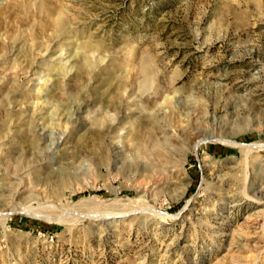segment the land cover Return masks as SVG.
<instances>
[{"label":"rangeland","instance_id":"rangeland-1","mask_svg":"<svg viewBox=\"0 0 264 264\" xmlns=\"http://www.w3.org/2000/svg\"><path fill=\"white\" fill-rule=\"evenodd\" d=\"M58 13L71 32L53 30ZM74 38L100 44L78 73ZM50 41L65 54L34 66L50 80L12 63L11 46L38 63ZM0 56V105L25 111L19 147L58 139L60 154L39 174L44 214L12 211L0 228V264H264V0H0ZM115 208L129 214L90 215Z\"/></svg>","mask_w":264,"mask_h":264},{"label":"bare ground","instance_id":"bare-ground-1","mask_svg":"<svg viewBox=\"0 0 264 264\" xmlns=\"http://www.w3.org/2000/svg\"><path fill=\"white\" fill-rule=\"evenodd\" d=\"M63 12V10L61 11ZM64 14H61V13H58V15L54 18V20L52 21L51 25H52V28L55 32H65V31H69L71 32L70 30V26L67 27L66 26V21H65V16L63 17ZM55 16V15H54ZM50 26V25H48ZM47 27V26H46ZM75 30H77V28L74 27ZM78 31V30H77ZM75 31V32H77ZM57 34V33H56ZM55 34V35H56ZM63 34V33H62ZM66 36V34H64ZM69 35V34H68ZM71 35V34H70ZM73 35V34H72ZM81 35V34H80ZM62 36V35H61ZM77 36V35H76ZM70 37V36H69ZM68 37V38H69ZM75 37V36H74ZM81 37V36H80ZM59 38V36H58ZM71 38H73L71 36ZM66 39V38H65ZM64 39V40H65ZM75 39V38H74ZM76 39H79L78 37H76ZM75 41H71L72 42V45L71 47H74V51L72 52V54L75 52V54H77L76 52L79 50L81 53V57L83 59V63H81L78 68H77V73L80 72V71H84L86 66L90 63L91 59L89 60L88 59V51H93V50H96L99 48V43H91L90 41L88 42V40H76ZM61 40V39H60ZM52 41V40H51ZM48 42L46 44V47H45V50H44V53H54L55 52V56H52L50 54H47V55H44L42 56V59L40 62H36V61H32L30 57V53L29 54H24L23 57L21 59H19L20 57V54L22 55V51L19 50L20 48L17 47L18 49H15L16 47H13L11 46L10 47V53L13 55V61L12 63H16V64H22V67H25V69H27V73H31L32 77H35L38 75V71L34 68V66H38V65H43L42 67L44 66H48L47 64H50L53 62H55V60L62 56L63 54H65L64 52H62L63 50L61 48H58V46L56 47L55 46V43H52V42ZM54 41V40H53ZM59 41V40H58ZM63 41V40H62ZM60 42V41H59ZM58 42V43H59ZM68 42V40H67ZM66 42V43H67ZM69 42H70V39H69ZM24 44V43H23ZM57 44V43H56ZM61 47L60 44H57ZM63 46V45H62ZM68 46V45H67ZM22 47V46H20ZM26 47V46H24ZM27 48V47H26ZM63 48V47H62ZM25 49V48H24ZM31 49V48H30ZM26 50H29V49H26ZM8 51V50H7ZM21 51V53L19 54V52ZM30 51V50H29ZM65 51V50H64ZM94 52V51H93ZM69 54V53H68ZM90 54V53H89ZM91 55V54H90ZM73 55H70L69 54V58H71ZM92 56V55H91ZM12 57V56H11ZM81 57H78V58H81ZM93 57V56H92ZM68 58V59H69ZM90 58V57H89ZM2 59L1 56H0V67L1 64H2ZM67 59V60H68ZM75 59V58H74ZM10 60V59H9ZM71 61V60H69ZM77 61V60H76ZM81 61V60H80ZM7 62V61H6ZM65 62V61H64ZM11 63V62H10ZM80 63V62H79ZM92 63V62H91ZM9 64V63H8ZM56 64V63H54ZM76 63H72V64H69V67L65 68V71L64 73L66 72H70V70L72 69V67L75 66ZM4 65V64H3ZM12 65V64H11ZM65 65V63H64ZM63 65V66H64ZM68 65V64H67ZM91 65V64H90ZM13 66V65H12ZM61 67V69H63L64 67ZM11 67V66H10ZM77 67V66H75ZM13 68V67H12ZM48 68V67H47ZM88 68V67H87ZM11 69V68H10ZM16 69V68H15ZM60 69V70H61ZM2 70V69H1ZM75 70V68H74ZM146 69H144L145 71ZM76 71V70H75ZM147 71V70H146ZM74 72V71H72ZM3 73V72H2ZM6 73V72H5ZM4 73V74H5ZM82 73V72H81ZM71 74V72H70ZM7 75V74H6ZM60 75V73H59ZM66 75V74H65ZM64 76V75H63ZM61 76V77H63ZM75 76V74H74ZM73 76V77H74ZM78 76V75H76ZM148 76V75H147ZM39 78V80L41 82H46L48 80H50V78L44 76L43 75H40V76H37ZM2 78H4L2 76ZM37 78V79H38ZM56 78V77H55ZM147 78V77H146ZM33 80V79H32ZM63 80V78L61 79ZM38 82V81H37ZM40 82V83H41ZM60 82V81H59ZM63 82V81H62ZM2 83V82H1ZM66 83V82H65ZM57 85V84H56ZM23 86V85H22ZM37 87L33 88L32 90H36ZM54 88V87H53ZM24 90V89H23ZM12 92V91H11ZM22 92V91H21ZM48 92V91H47ZM16 93V92H15ZM13 94V93H12ZM22 94V93H21ZM24 94V93H23ZM22 94V95H23ZM14 98V97H13ZM31 100V99H30ZM47 100V99H46ZM21 103L19 102V105L22 104L25 100H20ZM37 101V100H36ZM1 102V101H0ZM26 102V101H25ZM44 102V101H43ZM49 102V101H48ZM46 104V103H45ZM16 105V103L14 104V100L9 96L7 99H6V102L4 104H1L0 107H1V110H0V114L3 112V114L5 116H7V119L5 117L6 120H3V122L1 123V126H4V127H0V132L2 131L3 133L0 134V139L2 138V140H0V200L4 201L5 204H8L10 203V205H4L5 207H3L2 209L0 208V228L2 229L3 232L6 231L7 229V218L9 217L8 214L12 211H21V212H24L26 214H29V215H36V214H44V211L43 209L41 208V205L42 203H37V205H32L33 200H34V197L36 196V192L37 191L39 194H40V190L43 188L40 189L41 187V184L43 183H40L39 181V174H41V172H45V170L49 167L53 168V164L56 162L55 158L57 155H60L58 154L59 152V149H55V144L59 141L58 139H55L53 142H50V143H47V144H44L42 147H41V155H36V154H33L31 157L28 156L26 153L27 151L25 149H21L18 145V141L16 140L17 138H19V133L16 129L15 126H17V122H15L14 120V116L13 115H17L18 118H20V116H22V112L24 114L25 111L23 110H17V111H12V108ZM18 105V106H19ZM33 105V104H32ZM77 105V104H76ZM21 106V105H20ZM19 106V107H20ZM22 106H24V104H22ZM39 106V105H38ZM42 106V105H41ZM45 106V105H44ZM52 106V105H51ZM50 106V107H51ZM54 107V106H53ZM76 107V106H75ZM25 108V107H23ZM39 107H37L36 104H34L31 109H30V119L33 120V122H35L34 120H38L39 123H38V127H27L26 131L29 132L25 135H29L31 134V137L29 139V144H28V148L29 149H32V148H39L40 149V144L43 143L46 139H47V134L44 132L46 127H44V121H45V114H41L40 110L41 109H38ZM14 109V108H13ZM16 109V108H15ZM27 109V108H26ZM54 109V108H53ZM60 109V108H59ZM78 109V108H77ZM52 110V109H51ZM81 110H82V107H81ZM42 111V110H41ZM14 112V113H13ZM53 112V110L51 111ZM49 112V113H51ZM28 113V112H27ZM71 113V112H70ZM78 114V112H76ZM38 114H41V115H38ZM48 114V113H46ZM29 115V113H28ZM35 115H38L35 119ZM49 115V114H48ZM79 115V114H78ZM47 116V115H46ZM70 116V115H69ZM82 117V116H81ZM17 118V120H18ZM29 118V117H28ZM48 118H51V116H47V119ZM83 118V117H82ZM80 118V119H82ZM86 118V117H84ZM22 118H20L21 120ZM28 120L29 122L31 120ZM16 120V121H17ZM84 121V120H83ZM28 122V123H29ZM32 122V121H31ZM32 122V123H33ZM75 122V121H74ZM80 123V122H78ZM30 124V123H29ZM36 124V123H35ZM76 124V123H75ZM81 124V123H80ZM14 126V127H13ZM47 126V125H45ZM111 126V125H110ZM114 126V125H113ZM124 127V126H123ZM3 128V129H2ZM48 128V127H47ZM69 128V127H68ZM112 128V127H111ZM72 129V128H71ZM66 132V131H65ZM196 132V131H195ZM50 133H48V136H49ZM197 134V133H196ZM24 135V136H25ZM123 132L122 131H119L118 129V132L116 131L114 134H108V138H110V140H108V144L110 145L111 147V150H115V152H117L118 150L120 151V148L123 146ZM62 138L61 142L62 144H65L67 142V139L69 138L68 135H64L63 137H60ZM59 138V139H60ZM64 139V140H63ZM199 139V138H197ZM195 140V139H194ZM56 142V143H55ZM194 143V142H193ZM198 141H196L194 144H192V149L194 150L197 145H198ZM230 143H232L233 145H237L239 147H246L247 148H253V149H258V148H261L263 147L262 145L260 144H256V143H250V144H246V145H242L241 143H238L234 140L230 141ZM108 145V146H109ZM244 146V147H243ZM65 148V147H64ZM248 148V149H249ZM28 149V150H29ZM19 150V151H18ZM26 151V152H25ZM20 153L19 154V157L15 156L14 153ZM114 152V151H113ZM23 155V156H22ZM5 158L6 161H5ZM10 161V162H9ZM164 174V173H163ZM162 174V175H163ZM161 175V174H160ZM161 175V176H162ZM156 176V174H155ZM167 176V175H166ZM157 177V176H156ZM164 178V177H163ZM155 180H160V179H156L154 178ZM156 182V181H155ZM155 184V183H154ZM163 184V183H162ZM44 185V184H43ZM48 185V184H47ZM52 186V185H50ZM59 186V185H58ZM159 186V185H158ZM45 187V186H44ZM48 187V186H47ZM52 188V187H51ZM51 188L49 187V190H51ZM81 188V187H80ZM148 188V187H147ZM45 189V188H44ZM48 189V188H47ZM59 190V189H58ZM53 191V189H52ZM51 191V192H52ZM56 191V190H55ZM54 191V192H55ZM26 192H29L26 194ZM35 192V193H33ZM43 192V191H42ZM46 192V191H44ZM50 192V191H49ZM53 192V193H54ZM22 194H26L27 196H25L24 198L22 199H17V197L21 196ZM38 194V195H39ZM36 200V199H35ZM137 209H139L140 211H149L150 213L152 214H155V207L153 205H149L148 202H140L139 204H137ZM104 208V207H103ZM107 208V207H106ZM42 209V210H41ZM154 209V210H153ZM103 210V212H99L95 211L96 213H92L90 214L93 219H99L101 220V222L103 221H107V220H112V221H118L120 220L121 218H124L126 215H128L129 211H124V210H110V209H106L104 211V209H101ZM130 210V209H129ZM133 212V210H132ZM158 214V213H156ZM150 215V214H149ZM162 215V214H161ZM83 216V214H82ZM86 216V215H85ZM177 215H173L171 216L170 218L172 217H175ZM120 217V218H118ZM161 217H165V218H168L166 217L165 215H162ZM70 218H77V217H73V216H70ZM89 218V217H88ZM70 219V220H71ZM80 219V218H79ZM70 222V221H69ZM109 224V223H108ZM107 224V225H108ZM116 228V227H115Z\"/></svg>","mask_w":264,"mask_h":264}]
</instances>
